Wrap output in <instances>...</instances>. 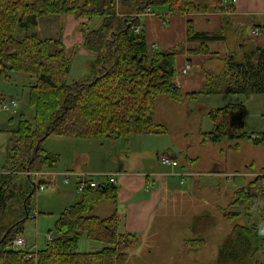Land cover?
Here are the masks:
<instances>
[{
    "label": "trees",
    "instance_id": "obj_1",
    "mask_svg": "<svg viewBox=\"0 0 264 264\" xmlns=\"http://www.w3.org/2000/svg\"><path fill=\"white\" fill-rule=\"evenodd\" d=\"M232 1L0 0V80L9 71L34 78L29 85L33 120L21 113L17 140L9 147V164L0 168V264H126L129 250L138 245V233L120 231L116 211L108 216L91 212L102 200H116V183L87 187L78 201L63 209L51 229L53 238L32 257L12 248L10 243L24 232L31 217L38 186L48 181L26 171L57 165L59 155L44 148L52 134L103 140L166 132L167 127L154 120L156 98L161 94L181 101L200 93H264V47L257 45L242 55L231 51L220 71L207 70L202 88L185 95L175 79L179 48L153 47L140 28V13L148 6L189 13L233 10ZM69 13L88 17L89 22L82 25L83 45L94 53L89 73L72 82L67 74L74 49L60 38H42L36 30L22 36L17 31L36 25L41 16ZM189 33L206 39L218 36L217 32H195L192 24ZM52 43L57 46L54 50ZM2 98L0 94V102ZM245 109L243 101L211 109L213 128L203 132V139L263 142L264 132L244 130ZM235 193L232 204L244 206L246 222L233 225L219 246L216 264H264L259 256L264 255V175H256ZM224 212L229 220L241 214L240 210ZM83 237L101 247L81 250Z\"/></svg>",
    "mask_w": 264,
    "mask_h": 264
},
{
    "label": "crops",
    "instance_id": "obj_2",
    "mask_svg": "<svg viewBox=\"0 0 264 264\" xmlns=\"http://www.w3.org/2000/svg\"><path fill=\"white\" fill-rule=\"evenodd\" d=\"M232 2L233 10L174 13L169 11L167 7L155 6L150 12L143 11L140 13V28L143 30L146 40L153 47L179 48L176 56L177 74L175 79L185 95L202 88L206 82L207 70L220 71L231 51L238 50L239 54L242 55L257 45L264 47V0H233ZM226 16L228 22H225ZM87 22H89L87 16H77L73 13L62 17L44 15L38 18L36 25L19 27L17 31L21 36L34 30L39 34L40 31L42 35L39 34V36L42 38H60L67 48L74 49L70 70L67 74L68 80L72 64L77 56H85L90 62L94 56V53L83 45L82 25ZM94 22L96 24L98 20ZM191 24L195 32H217L218 36L213 39H206L203 36L193 37L194 32L189 33V25ZM56 47L55 43L51 44V49L54 50ZM257 55L258 52H256L255 57ZM186 67H188L187 72L181 73L182 69ZM26 78L34 79L18 72L9 71L6 76L1 78L4 79V84L0 80L1 96L15 97L13 94L8 95L5 88L13 89L18 83L25 86ZM195 97L185 96L183 100ZM19 103L17 108H19ZM11 113L14 114L15 112ZM160 124L163 123L160 122ZM169 133L167 127V131L163 133H133L103 140L52 134L60 137L63 144L55 152L44 147L46 150L58 154L59 160L55 167L39 171L40 177L44 176L48 180L44 183L49 184V188L38 191V193L46 190L56 193V198L63 202L62 206L65 208L78 201L83 193H79L76 189L75 176L72 177L70 183H65L64 172L72 170L77 173L98 174L102 180H107V174L116 173L119 177L116 183L118 186L116 200L106 199L113 203L112 206L108 205L113 212L118 213L120 231L144 235L149 229L153 215L164 206L166 197L171 195L178 185H182L179 176L171 172H193L195 175L190 180L193 181V185H197L199 188L208 186L224 189L225 186L222 182L212 185L207 182L208 180H201L199 177L208 173L204 172L201 166H195L198 156L192 154L183 158L181 156L182 147L175 144L173 147L170 146ZM201 141L206 143L210 140L202 138ZM164 153L175 157L178 164L162 163L160 155ZM2 165L5 164L0 162V168H3ZM263 169L264 167L254 169L247 164L242 169H235L224 173V175L228 182L233 183V186L237 185L236 187L239 188L248 182L251 175H255ZM229 173H237V175L229 179L227 177ZM104 201L102 200L95 206L104 205ZM62 211L63 209L60 213ZM46 212H50L49 209H42L41 203L37 199V204L34 205L30 218L34 219L38 225V216ZM53 228L54 226L49 230ZM97 243L93 242L92 244L91 242V246L98 249L101 244ZM36 244L38 245V242Z\"/></svg>",
    "mask_w": 264,
    "mask_h": 264
},
{
    "label": "rangeland",
    "instance_id": "obj_3",
    "mask_svg": "<svg viewBox=\"0 0 264 264\" xmlns=\"http://www.w3.org/2000/svg\"><path fill=\"white\" fill-rule=\"evenodd\" d=\"M39 34L42 35L40 31ZM89 71L88 58L77 56L72 64L68 81L72 82L75 78L83 77ZM33 80L26 78L25 86L18 83V87L15 85L13 89L5 88L7 94L15 95L20 103L14 114L0 110V162L5 164L2 166L6 167L9 164L11 153L9 147L18 137L13 129L18 127L21 113L33 120L34 108L29 102L28 88ZM1 81L4 84V79ZM240 101L246 105L244 130L256 134L264 132V93H254L249 96L233 93H203L198 97L186 98L182 101L174 100L167 95L157 97L154 120L158 123L162 122L169 128L170 146L173 147L175 144L182 147L183 158L192 154L198 156L195 166H201L204 172L208 173L201 175L199 177L201 180H208L207 182L212 185L222 182L225 186L224 189L208 186L199 188L193 185L191 180L186 185H178L177 189L166 197L160 211L153 215L146 233L141 236L138 234V245L129 250L126 264H216L219 246L233 225L246 222L244 206L232 204V200L236 197L237 185L234 187L233 183L228 182L224 173L242 169L247 164L254 169L264 167V141L259 144L253 143L248 138L237 140L225 138L219 143L201 141L203 132L213 127L210 110ZM61 140L57 135H51L45 139L44 147L55 152L63 144ZM36 172L38 171L31 170L38 179L40 175ZM256 175H251L248 182ZM248 182L241 185L246 186ZM37 193L38 191L34 197V205L37 204L38 199L41 208L49 209L50 212L38 216V225L34 219L29 218L25 222L22 234L27 237L30 244L38 242L39 248H42L46 246L47 233L55 225V220L64 206H62L63 202L56 198V193L50 190ZM103 204L95 206L91 212L100 216L111 214L113 211L108 204L112 206V201L105 200ZM225 209L240 210L241 214L229 220L225 215ZM91 242L93 244L96 241L83 237L80 240V249L96 250V247L91 246ZM259 256L264 262V255L259 254Z\"/></svg>",
    "mask_w": 264,
    "mask_h": 264
},
{
    "label": "built area",
    "instance_id": "obj_4",
    "mask_svg": "<svg viewBox=\"0 0 264 264\" xmlns=\"http://www.w3.org/2000/svg\"><path fill=\"white\" fill-rule=\"evenodd\" d=\"M145 11H147V12L152 11V7L148 6ZM138 30H139V27L136 28V31H138ZM255 32L258 33V31H255ZM187 70H188V67L183 68L181 73H186ZM18 102H19L18 99L13 97V96H5L2 98V100L0 102V109L5 110V111H9V112H16L17 107H18ZM160 160L164 164H171V165L178 164L177 159L168 153L161 154ZM27 173L30 174L31 170H28ZM36 173H39V171ZM171 173L177 174L179 176L180 184H182V185H185L195 175L191 171H179V172L173 171ZM260 174L264 175V169L261 172L257 173V175H260ZM235 175H237V173H229V174H227V177L229 179H232ZM73 176H75V178H76V189L79 193H83L87 187L99 188L106 183L115 184L118 182V178H119L118 174L111 173V174H107V180H102L99 178L98 174L77 173L75 171L68 170V171L64 172L65 183H70ZM47 188H49V184L41 183L38 186L37 191H41V190H44ZM53 236H54V232L50 230L47 233L48 240H51L53 238ZM10 246L14 249L25 251L28 258H30L34 254H36V252L39 249V247L36 243L30 244L27 237L24 236L22 233L18 234L13 239V241L10 243Z\"/></svg>",
    "mask_w": 264,
    "mask_h": 264
}]
</instances>
